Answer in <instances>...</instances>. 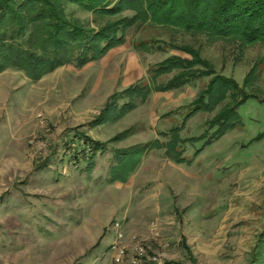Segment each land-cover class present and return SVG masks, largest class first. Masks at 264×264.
<instances>
[{
  "label": "rangeland",
  "instance_id": "1",
  "mask_svg": "<svg viewBox=\"0 0 264 264\" xmlns=\"http://www.w3.org/2000/svg\"><path fill=\"white\" fill-rule=\"evenodd\" d=\"M116 222L165 264H264L263 44L131 29L82 67L0 74V264H114Z\"/></svg>",
  "mask_w": 264,
  "mask_h": 264
},
{
  "label": "trees",
  "instance_id": "2",
  "mask_svg": "<svg viewBox=\"0 0 264 264\" xmlns=\"http://www.w3.org/2000/svg\"><path fill=\"white\" fill-rule=\"evenodd\" d=\"M67 4L91 13L97 29L69 16ZM156 27L218 40H240L245 47L264 45V0H0V74L13 67L38 81L60 67H82L101 58L126 42L131 29ZM155 42L140 40L133 45L155 50ZM176 50L192 60L174 57L168 64L190 70L199 62L193 46L182 45ZM109 106L106 115L112 113ZM93 160L90 156L89 169ZM263 244L264 230L254 259L263 257Z\"/></svg>",
  "mask_w": 264,
  "mask_h": 264
},
{
  "label": "built area",
  "instance_id": "3",
  "mask_svg": "<svg viewBox=\"0 0 264 264\" xmlns=\"http://www.w3.org/2000/svg\"><path fill=\"white\" fill-rule=\"evenodd\" d=\"M112 230L115 233V242L112 250L115 254L114 264H165L158 256H150L149 248L143 245H137L128 248L124 245V234L122 232V224L116 222L113 224Z\"/></svg>",
  "mask_w": 264,
  "mask_h": 264
}]
</instances>
